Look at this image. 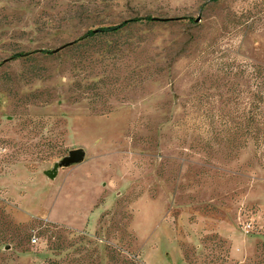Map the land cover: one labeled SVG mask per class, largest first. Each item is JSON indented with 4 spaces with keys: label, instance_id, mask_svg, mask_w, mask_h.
<instances>
[{
    "label": "rangeland",
    "instance_id": "1",
    "mask_svg": "<svg viewBox=\"0 0 264 264\" xmlns=\"http://www.w3.org/2000/svg\"><path fill=\"white\" fill-rule=\"evenodd\" d=\"M259 91L264 0H0V264H264Z\"/></svg>",
    "mask_w": 264,
    "mask_h": 264
},
{
    "label": "trees",
    "instance_id": "2",
    "mask_svg": "<svg viewBox=\"0 0 264 264\" xmlns=\"http://www.w3.org/2000/svg\"><path fill=\"white\" fill-rule=\"evenodd\" d=\"M212 2H219L221 0H211ZM155 18L152 16L145 17H135L132 19L124 20L119 24L108 25L107 27H102L96 30L88 31L83 37H81L77 42L85 41L89 43L91 40L102 38L104 36H118L123 33L129 32L134 28L141 26H149L154 23ZM87 45V44H84ZM47 55H52V51H44ZM29 54L18 53L14 56V59H19ZM254 105L250 111V115L247 118L248 124L245 127L244 123L241 121L238 123L236 128V140L235 142L239 144L242 143L243 137L249 135L253 141L255 147L260 149L264 146V93L259 91L254 95ZM246 129V130H245ZM112 260L114 258L112 257ZM230 264V263H227Z\"/></svg>",
    "mask_w": 264,
    "mask_h": 264
},
{
    "label": "water",
    "instance_id": "3",
    "mask_svg": "<svg viewBox=\"0 0 264 264\" xmlns=\"http://www.w3.org/2000/svg\"><path fill=\"white\" fill-rule=\"evenodd\" d=\"M199 21V20H198ZM85 152L82 149H75L69 152V155L66 156L59 164L55 167V172H49L52 176L58 172L59 168L69 167L73 164H78L84 160Z\"/></svg>",
    "mask_w": 264,
    "mask_h": 264
},
{
    "label": "built area",
    "instance_id": "4",
    "mask_svg": "<svg viewBox=\"0 0 264 264\" xmlns=\"http://www.w3.org/2000/svg\"><path fill=\"white\" fill-rule=\"evenodd\" d=\"M251 228H252V225L249 223V224L245 225L244 230L248 234V233H250ZM32 241H33V243H37V238L34 237Z\"/></svg>",
    "mask_w": 264,
    "mask_h": 264
}]
</instances>
